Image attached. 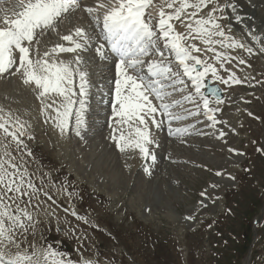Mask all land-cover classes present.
<instances>
[{
  "label": "rangeland",
  "instance_id": "374dc122",
  "mask_svg": "<svg viewBox=\"0 0 264 264\" xmlns=\"http://www.w3.org/2000/svg\"><path fill=\"white\" fill-rule=\"evenodd\" d=\"M244 1L264 13V2ZM13 2L3 8L12 10ZM160 3L153 0L146 13L158 17ZM96 5L97 0H83L58 32L39 37L41 53L55 44L68 46L61 36L76 27L96 31L83 10ZM227 11L230 19L224 23L232 24V34L253 47L254 54L229 49L247 63L233 61L225 65L229 72L219 71L225 79L235 72L242 82L224 85L209 75L225 92L222 103L211 100L210 106L220 108L215 113L220 123L214 127L204 116L183 122L195 124L190 135H169L166 120L159 130L150 125L159 144L150 149L155 164L145 161L138 150L120 153L109 139L110 109L104 101L111 99L108 82L113 71L109 72L111 67L106 74L100 72L107 64L92 51L81 53L93 85L84 139L72 131L61 136L51 122L45 123L32 87L16 85L11 77L0 86V107L27 122L34 137L23 138L32 156L25 151L22 158L42 190L27 205L34 218L27 242L51 244L69 258H94L100 264H264V52L247 35L252 30L264 37V22L243 15L246 21L238 24ZM175 24L184 31L179 22ZM68 55L74 54H61ZM13 154L20 158L14 150ZM145 166H150L151 175Z\"/></svg>",
  "mask_w": 264,
  "mask_h": 264
},
{
  "label": "snow or ice",
  "instance_id": "6c2138e0",
  "mask_svg": "<svg viewBox=\"0 0 264 264\" xmlns=\"http://www.w3.org/2000/svg\"><path fill=\"white\" fill-rule=\"evenodd\" d=\"M82 4L83 0H16L12 10L0 8V77L19 76L33 88L45 123L51 122L61 136L72 131L84 139L93 85L81 53L88 51L114 70L108 82L111 99L104 102L110 109L109 139L120 153L138 150L145 161L155 164L157 158L150 149L159 144L150 125L159 130L166 120L169 135L183 136L195 129V124H183L190 118L204 116L213 127L220 123L215 117L220 108L210 106L212 101L204 91L209 89L220 104V89L210 87L206 80L210 75L224 85L241 83L235 72L225 79L219 69L229 72L226 64L247 63L229 49L254 54L253 47L232 34V24L224 23L230 19L227 10L237 13L232 0H161L158 17L146 13L153 0H97L95 7L83 10L98 31L76 27L61 36L68 46L55 44L41 53L39 37L58 32L59 25ZM99 9H104L102 14ZM232 18L243 24L238 13ZM246 29L245 25L242 31ZM247 35L264 52V37L252 30ZM68 53L74 55L70 59L61 56ZM174 123L182 126L173 128ZM29 126L0 107V264H100L94 258H69L51 244L27 242L34 221L27 205L42 190L22 158L25 151L32 156L23 139H34L27 131ZM219 135L225 133L221 130ZM144 171L151 175L150 166ZM61 189L67 191L64 185ZM44 195L52 199L47 192Z\"/></svg>",
  "mask_w": 264,
  "mask_h": 264
},
{
  "label": "bare ground",
  "instance_id": "6f19581e",
  "mask_svg": "<svg viewBox=\"0 0 264 264\" xmlns=\"http://www.w3.org/2000/svg\"><path fill=\"white\" fill-rule=\"evenodd\" d=\"M258 2V1H257ZM264 2V0H260V4H262ZM14 2H13V0H0V8H3V6H5V7H10L12 4H13ZM232 3H234L235 4V6H236V9H237V13L242 17L243 15H248V16H253L254 18L256 17H258L257 19H260V21H263L264 22V16H263V10H259L258 8H256L255 10H254V8H252V5L251 4H249V3H247L246 1H244V0H232ZM258 4V3H257ZM257 4H255V5H257ZM243 8L244 9V11H241L239 8ZM259 7V6H258ZM18 11V10H17ZM237 13H232V15H233V17L237 14ZM9 15H11V12H9ZM2 14L0 13V18H2ZM255 18V19H256ZM250 19V18H249ZM0 20H2V19H0ZM252 20V19H251ZM244 21H246L245 20V18H243V22ZM248 21H250V20H248ZM248 21H247V23H248ZM253 21V20H252ZM251 21V22H252ZM2 25V21H0V27H2L1 26ZM66 25V24H65ZM244 26V25H243ZM95 27V26H94ZM95 30L97 31L98 29H96L95 28ZM94 56V55H93ZM72 56L71 55H68V56H66L65 57V59H70ZM97 58V57H96ZM96 58H94V59H96ZM92 60V59H91ZM94 62V61H93ZM97 62V61H96ZM101 63V62H100ZM102 65V64H101ZM104 65V64H103ZM107 67H105V65H104V67H100V69H101V71L100 72H105V69H108V68H111V65L110 64H107L106 65ZM98 68V67H97ZM99 69V70H100ZM113 71V74H114V70L111 68L110 69V71L109 72H112ZM108 72V73H109ZM97 73H98V71H97ZM104 74H106V72L104 73ZM101 75V74H100ZM103 75V74H102ZM94 76H95V74H94ZM105 76V75H104ZM11 77V78H10ZM8 78H10L11 80H13L12 81V83L13 82H15L16 83V85L17 84H19V86H21L20 85V83L21 84H23L22 83V81H21V79L19 78V76H7V77H0V86L1 87H3V86H6V84H8V82H11L10 81V79H8ZM208 80V79H207ZM206 80V81H207ZM212 82V81H211ZM213 83V82H212ZM109 84V83H108ZM231 87V86H230ZM6 88V87H5ZM9 88V87H8ZM10 90V89H9ZM205 90V89H204ZM11 91V90H10ZM26 92V91H25ZM26 97V96H25ZM209 98H210V100H212V96H209ZM102 102H103V100H102ZM95 103V102H94ZM101 102H99V104H100ZM38 104V103H37ZM104 105H106L107 107H108V104H104ZM103 106V105H102ZM41 107V106H40ZM96 107V106H95ZM98 107V106H97ZM92 109H94V108H92ZM97 109V108H96ZM91 111V110H90ZM110 111V110H109ZM109 111H107V112H109ZM106 112V113H107ZM95 113V112H94ZM89 114V113H88ZM91 114H93V113H91ZM98 114H99V112H98ZM95 116V115H94ZM96 120V119H95ZM182 126V125H181ZM53 132V131H52ZM166 133V132H165ZM168 133V132H167ZM166 136V135H165ZM61 137V136H60ZM62 138V137H61Z\"/></svg>",
  "mask_w": 264,
  "mask_h": 264
},
{
  "label": "water",
  "instance_id": "95a60500",
  "mask_svg": "<svg viewBox=\"0 0 264 264\" xmlns=\"http://www.w3.org/2000/svg\"><path fill=\"white\" fill-rule=\"evenodd\" d=\"M206 83H207L210 87H216V88L220 89V87H219L218 85H212V84L210 83V81H207ZM206 91L208 92V95H212V93H211V91H210L209 89H206ZM219 96H220L221 98H223V94H222L221 89H220V92H219Z\"/></svg>",
  "mask_w": 264,
  "mask_h": 264
}]
</instances>
